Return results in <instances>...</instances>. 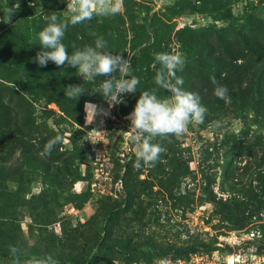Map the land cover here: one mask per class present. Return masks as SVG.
<instances>
[{"label":"rangeland","instance_id":"obj_1","mask_svg":"<svg viewBox=\"0 0 264 264\" xmlns=\"http://www.w3.org/2000/svg\"><path fill=\"white\" fill-rule=\"evenodd\" d=\"M14 2L0 0L2 20ZM18 3L13 22L0 21L7 28L0 43L14 48L8 57L14 63L29 47H40L37 17L53 11L61 20L71 15L67 0ZM249 14L264 22V0H123L118 14L95 17L76 31L83 33L77 36L80 48L103 36L142 80L151 68L154 75L160 70L156 54L185 56L181 41L190 40V30L233 33ZM55 71V79L52 71L39 74L47 90L28 94L37 110L33 117L41 122L36 130L62 138L55 152L43 154L48 140H0V251L15 247L17 254L79 263L93 251L92 264H175L193 254L210 264H223L232 255L241 264H264L262 125L207 111L203 123L190 122L183 134L162 141L167 151L155 166L138 169L129 141L134 129L126 117L144 90L125 94V103L112 107L110 116L86 124V100L107 108L99 93L88 94L105 77L89 83L71 66ZM80 83L89 89L76 101L69 99L64 87ZM48 92L54 100L45 98ZM13 128L10 123L8 131ZM6 147L10 152L4 154Z\"/></svg>","mask_w":264,"mask_h":264},{"label":"clouds","instance_id":"obj_2","mask_svg":"<svg viewBox=\"0 0 264 264\" xmlns=\"http://www.w3.org/2000/svg\"><path fill=\"white\" fill-rule=\"evenodd\" d=\"M66 8L71 13L68 19L61 20L56 11L44 17L47 23L38 33L40 50L33 62L40 67H46L49 61L58 68L71 66L84 82L94 83L97 77H105L88 94L99 93L107 103V108L88 100L84 102L85 123L92 124L98 117L110 116L112 107L125 103L123 96L135 93L140 79L132 73L129 59L123 53L109 50L103 36H97L93 44L85 45L71 54L63 39L69 24L75 26L95 17L114 16L122 10L123 0H67ZM18 10L19 3L15 0L11 7H7L5 19L0 21L11 24ZM155 60L161 66L156 72L155 83L170 95L161 98L155 89L139 91L135 105L126 117L130 121L129 127L134 129L129 141L135 146L134 166L138 169L142 164L155 166L167 151L162 141L183 134L190 122L203 123L207 112L199 95L185 90L182 87L183 78L177 75L185 66V56L175 51L161 52L155 55ZM212 84L214 95L230 102L227 86L219 83L215 77L212 78ZM86 89L89 88L82 87L81 83L64 87L65 94L73 101L83 95ZM100 123H103V119H100ZM61 139L60 136L49 139L44 145L43 154L50 155ZM11 251L15 254L17 249L13 247ZM29 264H59V261L51 254L33 255Z\"/></svg>","mask_w":264,"mask_h":264},{"label":"trees","instance_id":"obj_3","mask_svg":"<svg viewBox=\"0 0 264 264\" xmlns=\"http://www.w3.org/2000/svg\"><path fill=\"white\" fill-rule=\"evenodd\" d=\"M22 7L24 8V5ZM44 17L35 19L41 29L43 28L42 24L47 23ZM0 20H2V15ZM88 23L92 24L93 22ZM78 25L73 26L70 31H66L63 39L70 54L81 49L82 44L79 45L80 38L77 36L83 33L76 31ZM6 32L7 28L0 27V35L7 34ZM189 32L190 40L181 41L184 46L182 51L185 53L186 63L183 70L177 72V75L183 78L182 87L187 91L197 93L201 104L206 107L209 113H215L218 116L234 113L242 120L248 119L264 127V22L249 14L241 23L240 29L233 33L225 31L213 35L193 30ZM0 48V140L6 144V140H17L19 143H24L25 140L53 138L52 136H42L36 130L41 122L33 117L37 110L28 94H36L43 89L47 90V82L39 79V74L49 73L51 75L52 71L53 79H55L57 74L54 70L57 67L51 66L50 62L46 67H40L33 62V58L40 48L38 46L29 47L30 53L24 56L19 55L20 57L15 63L11 59L8 60L11 55L13 57L11 51H14V48L11 47V44L7 43L1 46L0 43ZM8 64L15 65L9 66ZM155 71V67L151 68L149 76L140 80L138 88L155 89L158 96L165 98L168 91L160 89L156 85ZM213 77L219 83L227 86L230 102L214 95ZM47 94L46 99H55V95L51 92ZM16 118H18L17 121ZM10 123L14 125V128L8 131ZM7 152H10L8 147L4 149V154ZM26 152L25 148L20 149L21 155H25ZM2 159L5 158L2 157ZM107 219L108 215H105L104 220ZM92 254L93 251L81 263L54 257L59 261V264H92ZM33 255L43 256L46 254L33 252L13 254L9 251H0V261H12L18 258L29 261Z\"/></svg>","mask_w":264,"mask_h":264},{"label":"built area","instance_id":"obj_4","mask_svg":"<svg viewBox=\"0 0 264 264\" xmlns=\"http://www.w3.org/2000/svg\"><path fill=\"white\" fill-rule=\"evenodd\" d=\"M211 262L203 258L201 255L193 254L188 259L176 260L175 264H210ZM220 264V263H219ZM223 264H241L240 259L238 260V256L234 257L230 256V261H225Z\"/></svg>","mask_w":264,"mask_h":264},{"label":"bare ground","instance_id":"obj_5","mask_svg":"<svg viewBox=\"0 0 264 264\" xmlns=\"http://www.w3.org/2000/svg\"><path fill=\"white\" fill-rule=\"evenodd\" d=\"M230 261V256L228 257V262Z\"/></svg>","mask_w":264,"mask_h":264}]
</instances>
